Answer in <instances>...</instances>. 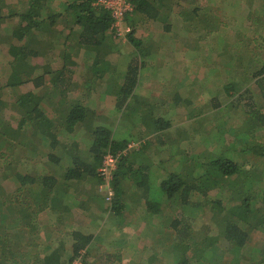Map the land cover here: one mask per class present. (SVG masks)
Here are the masks:
<instances>
[{"label": "trees", "instance_id": "obj_1", "mask_svg": "<svg viewBox=\"0 0 264 264\" xmlns=\"http://www.w3.org/2000/svg\"><path fill=\"white\" fill-rule=\"evenodd\" d=\"M184 1L128 0L132 10L124 14V19L130 29L123 41L131 54L124 58L126 62L118 59L115 64L106 58L105 50L108 35L114 37L117 34L114 18L111 10L98 0H25L22 7H16L20 2L15 6V3L7 2L10 3L8 5L0 0V52L5 51L6 56L0 57L3 65L0 69V175L13 183L12 187L0 184V264H58L52 258H59L57 251L64 245L59 242L51 251V243L40 240L36 233L39 216L46 211H58L62 199L79 191L87 180L105 191L102 200L106 209L112 217L120 218L116 227L126 222L129 224L125 212L128 202L123 191L128 188H136L137 191L143 178L144 181L149 178V175H144L136 181L137 175L141 169L152 166L155 158H158L156 163L161 162L162 165L172 162L173 171L160 184L159 198L143 200L148 213L150 210L160 217L162 203L166 201V206L168 202L178 205V209L183 211L180 212L182 217L190 215L195 219L208 206L211 216L222 221V236L232 253L231 260L225 262L221 249L212 247L208 240L206 249L202 247V252L197 254V243L190 234V229L195 226L176 218L170 222L171 231L167 230L170 239H165L162 246L170 247L173 253L167 264H264V247L248 244L252 231L260 230L264 234V180L255 179L244 168V162L264 164V136L256 134L264 128V113L248 111L238 129L228 127L225 130V121L219 117L213 122L214 130L219 133L212 135L218 146L202 156L185 152L184 148L179 149L166 138L165 142L157 139L158 143L165 145L162 152L156 151L158 147L151 143L156 134L164 133L170 125L161 111L156 113L149 107L150 102L157 97L160 99L162 91L166 90L162 85L167 82L163 79L160 84L161 81L156 79V68L161 65L160 58L163 57L151 55V48L148 50L149 46H144L145 39L156 31L158 26L155 24L166 21L174 6L185 9L181 27L188 32L182 40L183 45L189 50V39L201 35L208 52H216L212 67L225 61L226 66L232 68L235 58L232 50L236 42L251 44L241 27L224 23L216 13L207 12V0ZM198 2L204 7H200ZM258 7L253 22H260L259 28L263 22V28L264 2ZM260 7L263 8L260 10ZM187 11H190L188 17L185 16ZM222 26L233 32L235 37L232 40H228ZM142 28L141 35L137 36ZM167 29L164 24L162 30ZM250 36L254 42L258 39ZM157 45L163 47V44ZM258 46L262 48L260 44ZM193 47L196 49V45ZM79 53L85 54L81 62L89 69L76 73ZM224 54L227 55L225 60ZM155 59L158 61L154 63ZM259 61L255 57L251 59L256 65ZM189 74L186 70V75ZM250 77L255 78V85L264 99V69H255ZM88 83H96L95 88H89ZM229 84L224 86L227 92L231 90ZM85 85L91 98L88 99L89 104L81 100L82 92L74 99L70 96L73 89ZM176 91L173 90L177 94L174 103L167 107L169 115L172 112L170 107L180 99ZM210 100L213 107L221 108L228 115L230 108L234 107L232 103L239 98L236 96L228 105L220 104L215 94ZM91 102L96 108H90ZM97 105H113L110 110L114 112L112 119L93 125L94 117L101 116L98 111L105 109L97 110ZM9 107L15 113L6 119L2 111ZM13 117H16L15 126L10 119ZM124 125L126 127H122ZM139 125L143 126L142 131L137 129L133 134L125 131L127 127L132 130ZM199 128L204 131L208 128L205 121ZM115 132L124 134L123 138L114 136ZM6 140L12 143V147L9 144V152L3 150ZM149 151L155 152L150 154ZM108 152L117 158L108 180L113 184L111 194L101 187L105 181L101 171L102 160ZM161 153L165 155L163 160ZM251 156L252 161L249 160ZM37 157L45 158L41 160L42 171L37 168L32 172L27 169L28 162L34 161L35 166ZM11 158L19 160L18 163L12 162ZM211 188L216 192L209 196L210 202L197 201V196H206ZM191 197H196V200H191ZM181 222L182 227H179ZM213 224L209 220L207 228H212ZM73 233L74 255L67 263L71 264L80 254L81 264H89L85 253L78 251H85L94 236L79 231ZM176 238H179L178 242ZM115 239L111 238L110 245L117 252L106 258L110 262L121 261L120 249H114ZM160 250L153 249L150 261L143 260L140 264H162V258L170 252ZM190 250L192 254L185 257L186 251ZM45 252L47 255L40 254ZM131 254L134 253L130 252L128 257Z\"/></svg>", "mask_w": 264, "mask_h": 264}, {"label": "rangeland", "instance_id": "obj_2", "mask_svg": "<svg viewBox=\"0 0 264 264\" xmlns=\"http://www.w3.org/2000/svg\"><path fill=\"white\" fill-rule=\"evenodd\" d=\"M4 1L5 4L15 3V6L18 5L20 2V5L16 7H22L25 0H1ZM248 1V7H253L256 5L257 1L251 4V0ZM10 2V3H7ZM223 4L228 5L229 7H224L223 4L215 5L216 7H205L204 10L207 8V12L211 11L213 13H216L219 15L221 20H225L226 22L235 23L236 18L241 17V10L246 9V7H235L234 6V0L233 4H228L227 2H222ZM12 8V7H8ZM179 8V7H175ZM179 10V9H178ZM173 15L169 14V18H172ZM167 23L170 22V25H174L173 29L171 30L172 36L170 37L169 41L167 39H162L161 43L163 44V48H159L158 40L160 37H153L150 36L147 38V40H151L153 43L151 46V49L153 53L151 55H162L163 58H160L162 61L161 65L157 67V78L162 82L163 79H166L167 82L162 85L166 87L165 91H162V94L160 96V99L158 97L153 101L150 102L149 107L151 106L154 111L158 110L161 111L163 116L167 119H169L170 125L169 127L162 133V131L159 134H156V137H152L153 140L151 143L153 146L158 147L156 151L162 152L165 148V145H162L163 142L158 143L157 139H163L165 142V138L169 139L170 141L174 142L176 146L184 148L183 150L186 152H194L195 155L202 156L204 153H208L212 148L217 147V142L212 138V135H214L217 131L214 130L213 122L217 120L219 117H222L224 124V129L226 130L228 127H240L242 126V123L245 121V118L248 114V111L250 112H256L259 111L261 114L264 113V99L260 95V91L258 87L255 85V78H251V73L258 68L264 69V27L263 22H261V28L259 31H262V36L259 37L255 42H253V48H257V53H259L260 46L257 45L259 42L262 48L260 49V55L258 58H260L259 63L256 65L255 63L249 62L248 59L245 58H235L233 59V65L231 71V74L229 71H226V68H224V65L219 62L215 64L213 67L212 59L215 57L216 52H208L207 47L205 45V39L201 37V35L193 36L189 39V50L185 48L186 46L183 45V38L187 37V30L183 27H180L177 21L181 22V16L179 13L175 14L174 17L169 19ZM246 23V22H243ZM123 25L126 26L128 29H130V26H128V22H125V19L123 20ZM234 25V24H233ZM225 31V28L222 27ZM118 33L114 36L116 39H113L111 35L109 36L110 39L107 43V47H105V50L107 52V59L110 61V63H118V59L126 62L124 58L130 57V50L129 47L126 45V42L124 40L125 31L120 29V27L117 26ZM143 28L141 31H139V34L137 36L141 35ZM129 31V30H128ZM127 31V32H128ZM122 33V34H121ZM230 31L226 30V37L230 34ZM230 39L233 35H229ZM112 37V38H111ZM122 37V38H117ZM250 41L252 40L251 37L247 38ZM168 42V45L166 46ZM193 45H196V49H194ZM251 45V44H250ZM164 46L166 48H164ZM222 48H226V46H223ZM162 51H168V52H162ZM157 53V54H155ZM165 53V54H164ZM5 55V51L0 52V57ZM243 57H245L244 54H241ZM6 57V56H4ZM85 57V54L79 53L78 57H76L78 66L76 68V73H78L81 70L89 69L85 68L83 65V62H81V59ZM158 60H154V63ZM88 62H91L89 60ZM2 64H0V69L2 68ZM212 69L210 70V68ZM186 70L189 71V75H186ZM194 75V76H193ZM91 76V75H90ZM194 78V79H192ZM160 82V83H161ZM228 82L229 87L231 90L227 92L225 90L224 84ZM179 84H183L180 86ZM96 83H91L88 85L90 88L91 86L93 89L95 88ZM178 85V87H177ZM98 87V86H97ZM246 88V90H245ZM165 89V88H164ZM174 89H177V93L180 96V99L176 100L175 106H171L170 110H172L171 115L167 112V107L169 104L174 103L175 101V95L176 93L173 92ZM161 90V89H160ZM235 90V91H233ZM88 89H83L82 91L80 89H73V91L70 93L71 98L77 97L81 92H83V95L81 94V100L89 104V100H91L89 93L87 92ZM216 98H219L220 104L225 105L232 103L231 101L235 99L237 96L239 98L238 100H235L234 107L232 106V109L230 108V112L228 115L224 114V110L221 108H215L211 104V98L214 97V94ZM85 96V97H84ZM159 96V95H158ZM241 98V99H240ZM89 99V100H88ZM91 106H94L91 102ZM107 109H110V107H107ZM148 109V108H147ZM14 109H4L2 111V114L6 117V119L9 118L10 115L14 114ZM113 111L110 110H103L101 116H98L95 120L93 125L96 122H102V121H109L112 119ZM257 113V112H256ZM191 114V115H190ZM18 118V117H17ZM13 125L16 123V117L10 118ZM219 120V122H220ZM227 120V121H226ZM205 121V125L208 127L205 131L201 130L199 128V125L201 122ZM126 124V123H125ZM127 125V124H126ZM126 125L122 127H126ZM223 127V126H222ZM144 129L143 126L133 128L132 130L128 127V130L130 133H136V130ZM124 131V133H125ZM219 133V132H217ZM119 134V133H118ZM226 134V131L223 135ZM256 134L258 136L263 135L264 136V128L260 131H256ZM121 135V134H119ZM124 134L121 135V137ZM115 136H117V133L115 132ZM189 138H193V140H190ZM228 138V137H227ZM144 141L146 140L145 137L142 138ZM210 139V140H209ZM143 141V142H144ZM12 143H8L7 140L5 143H3V150L6 152L10 151V146ZM12 147V146H11ZM151 150V149H150ZM155 151H149V153L154 154ZM149 154V155H150ZM148 155V156H149ZM161 159L163 160L165 155L161 153L160 155ZM37 164L35 166L41 167V160L45 158L37 157ZM253 156L249 157V160L252 161ZM149 160V158H147ZM258 160L259 158H255ZM12 162H17V159H12ZM158 158H155L154 164L152 166H149L147 169H141L140 173L136 177V181H139L141 176L149 175V178H146V181H144L143 178V189L144 193L141 194V190L137 193L136 188H134L132 191L128 189L126 193L125 201L128 202L127 204V210L126 212V219L129 223V226L127 228L120 227L116 228V231L111 233V235H108V233L105 235V233L102 234V236H107V240H111L116 238L114 240V249H120L121 251V261L120 262H110L107 261V257L110 255H114L115 250L112 249L110 245V251L105 250V247L102 246L100 249H95V245L92 246L90 249L89 257L92 256L96 264H140L143 260H149L151 257V253L153 249L160 250L162 249L165 252H170V247H162L163 242L165 239H170V232L167 231L170 226V222L174 221L176 218H181V220H187L185 222L189 223L191 226H195L191 230V236L193 241L197 243V246L195 247L196 253L200 254L202 252V247L206 249V241L210 240L209 243L212 247H218L221 249V253L223 256V260L225 262H228L231 260L232 253L229 251V243L223 238L222 231L220 229V225H222V221L217 219L216 217H212L211 213L212 211L209 210V207L206 206V210L202 212V214L196 215V218L193 219L190 215L183 216L180 214V212H183L182 210L178 209V205H174L175 203L168 202V205H165L166 201H163L162 203V212L160 213V217L158 214L153 213L149 210V213L147 209L145 208V204L142 203V200L146 201L148 199L155 200L159 198L160 196L157 195L158 191L160 190V184L167 180L168 175L172 169V162L171 163H165L162 165L161 162L156 163ZM244 160V159H242ZM34 161H29L27 169H30L32 172H35L36 168L34 166ZM36 163V162H35ZM141 163V161H140ZM245 166L244 168L247 169L251 173V175L255 179H260L262 182L264 180V164L263 163H256V164H250L248 162H244ZM30 164V165H29ZM145 166V164L143 165ZM42 171V170H40ZM264 183V182H263ZM0 184L5 187H11L8 179H6L5 176L2 174L0 175ZM142 189V188H141ZM216 192V189H210L206 196H197V201L200 203L207 204L209 201V196L214 195ZM93 194L92 188L87 190L85 192V195L92 196L93 201ZM100 194V199L102 200V194ZM232 195V194H231ZM163 197V196H162ZM191 200H196V197H191ZM103 201V200H102ZM98 203H102L100 201H97ZM239 202V201H238ZM92 203H95L93 201ZM103 204V203H102ZM177 204V203H176ZM211 220L214 224V226L210 229L207 228V222ZM125 224V223H124ZM183 222H181L178 226L182 227ZM220 232H219V231ZM186 231V230H185ZM205 237H207L205 239ZM204 238V239H203ZM42 239V238H41ZM216 239V240H215ZM63 245L66 244V240H68L67 236H62L59 239ZM65 241V244L63 242ZM176 242L179 241V238L175 239ZM204 240V243H203ZM215 240V241H211ZM44 243V242H43ZM203 243V244H202ZM248 244L253 247H264V234L260 230H254L249 234V240ZM59 245V243H56V245L53 243L52 246L54 249ZM107 246V244H106ZM108 248V246H107ZM69 251H71V248H68ZM60 250V249H59ZM58 250V251H59ZM139 250V251H138ZM138 251V253H137ZM161 251V250H160ZM208 251V250H207ZM79 253H85L83 249L78 251ZM131 254L130 257L129 253ZM158 253V252H157ZM192 254L191 250L186 251L185 257H189ZM69 255H74V253L70 252L66 255V260ZM80 255V254H78ZM173 253L170 252L169 254L166 253L162 259H164L162 264H167L170 258L172 257ZM86 256V255H85ZM170 257V258H169ZM88 259V256H87ZM113 260H117L115 257ZM189 260V259H188ZM191 261H194V258L190 259ZM62 264H68V263H62ZM206 264V263H205ZM208 264V263H207ZM214 264H218V262H215Z\"/></svg>", "mask_w": 264, "mask_h": 264}, {"label": "crops", "instance_id": "obj_3", "mask_svg": "<svg viewBox=\"0 0 264 264\" xmlns=\"http://www.w3.org/2000/svg\"><path fill=\"white\" fill-rule=\"evenodd\" d=\"M256 5H254L253 7H248V1L247 0H234V6L235 7H246V9H242L241 10V17L240 18H236L235 19V23L230 22V25L235 26V27H241L243 33L245 34V36L247 37H251L250 34L256 38H259L262 36V31H259V27H260V22L258 24L254 23L253 20L255 19V13L257 12V10L259 9V4L264 0H251V4H253L254 2H256ZM184 2H187L184 1ZM222 2H227L228 4H233V0H207V7H216L215 5H219L220 3L223 4ZM200 4V7H204L202 5V3L198 2ZM173 4V3H171ZM224 7H229L226 4H223ZM176 6L173 7V9L169 12V14H172L173 17L175 14L179 13L181 16V19L184 17V13H186V10L183 9L182 7L176 8ZM263 7H260V10ZM179 9V10H178ZM263 12V11H262ZM190 13V11H187V14H185V16L188 17V14ZM172 17V18H173ZM172 18H168L166 19V21H162L159 22L155 25H157V29L155 32H153L151 34V36L153 37H160V39L158 40L159 44L161 43V40L167 39V41H169L170 37L172 36V32L171 30L173 29L174 25H170V22L167 23L168 21H170L169 19L172 20ZM222 21H224V23H228L225 20L222 19ZM246 22V23H243ZM176 23L179 24V26L181 27V22L177 21ZM164 24H166L168 26V29L163 31L162 28H164ZM234 24V25H233ZM142 26H144L142 24ZM224 27V26H222ZM225 28V27H224ZM229 31V30H227ZM231 33L229 35H233V32L230 31ZM225 33H226V29H225ZM111 35V34H110ZM110 35H108V39L107 42L110 39ZM227 35V34H226ZM228 35V40L230 39V36ZM150 36V35H149ZM235 36L233 35L231 37V40L234 38ZM112 38V37H111ZM145 43L144 46H149L148 50L151 48V46L155 43H153L151 40H147L145 39ZM233 41H238V40H233ZM256 41V40H255ZM253 40H251V45L250 44H245L244 41H238L236 42V47L234 48L235 51V58H245L248 59V61L250 62L252 57L258 58V56L260 55V49H259V53H257V48H253ZM260 43L258 42L257 45H259ZM168 45V42L166 44V46ZM163 48V47H162ZM161 48V49H162ZM164 48H166L164 46ZM151 51V50H149ZM162 52H168V51H162ZM153 53V52H152ZM157 54V53H155ZM165 54V53H164ZM241 54H244L245 57H243ZM159 57L162 56L161 53L158 54ZM224 60L227 57L226 54L222 55ZM261 56V55H260ZM234 58V59H235ZM260 60V58H258ZM224 68H226V71L231 74V69L229 70V67H227L225 61H224ZM163 81V80H162ZM162 83V82H161ZM160 83V84H161ZM228 82H226L224 84L227 85ZM87 85H90L89 83ZM86 85L83 88H80V90L82 91L83 89H86ZM91 88H93L91 86ZM161 88V87H160ZM89 93V90L87 91ZM83 93V92H82ZM97 110L100 108H105L102 110H99L98 112L100 114H102L103 110H112L113 109V105L109 106L110 109H107V107H100V105H97ZM91 109L96 108V105L91 106ZM98 116L94 117V120L97 118ZM94 123V121L92 122V124ZM15 126V125H14ZM128 128V127H127ZM121 134V133H119ZM117 133L116 137L119 138H123V136L121 137V135H119ZM115 136V133H114ZM132 153V152H131ZM133 161V160H132ZM140 164V162H139ZM138 162L135 163V166H139ZM145 164V163H144ZM37 168L40 171V168L38 166H36V170ZM10 185L12 187L13 183L10 182ZM82 188L78 191L73 192L71 195H69L66 199H62V201L59 203V209L58 211L55 212H50V211H46L40 214L39 216V227L36 229V233L37 236L40 238V240L44 243H48L50 242L51 245L54 243L56 245V243H59L60 240H55V239H59L62 236H67L68 240H66V244L65 241L64 242V247H62L59 251H57V254H60L58 259L52 258L53 262H57L58 264H62V263H67V260L70 258L71 255H69L67 257L66 260V255L68 253H72L73 252V232L74 231H79L85 235L91 234L94 236V239L90 242L89 245L86 246V250H85V255H86V260L89 262V264H96L95 261L93 259L92 256L89 257V253H90V249L92 248V246L95 245V249H100L102 246L105 247V250H110V241L107 240V236L111 235V233H113L114 231H116V228H120V227H124L127 228L129 226V224H119L118 227H116L118 225V223H120V218H114L111 216V214L109 213V211L106 209V204L100 199V192L101 193H105L104 190H99L98 185L95 186L93 185V183L90 180H87L84 184H82ZM111 187V193H113V184H110ZM92 188V191L94 192L93 194V201H95V203L90 202L92 200V196L89 195H85V192L89 189ZM106 188V187H105ZM142 188V189H141ZM117 189H119V185L117 184ZM130 189V188H128ZM127 190L123 191V196L124 199L126 198V193ZM132 189H130V191H132ZM139 190H141V192H139ZM71 191H74L73 189ZM108 192V191H106ZM144 193V189H143V185L140 184L137 188V193ZM102 194V195H103ZM63 201H65V203L63 204ZM97 201H100L102 203H98ZM143 203V200H142ZM118 219V220H117ZM105 233V235L108 233V235L102 236V234ZM48 236L50 241H48ZM42 238V239H41ZM112 238V237H111ZM38 242H40V240H38V238L36 239ZM108 248H107V246ZM68 248H71V251H69ZM51 251L54 250L53 246H51V248H49ZM50 250H48V252H50ZM37 250H35L34 252H36ZM113 251V250H110ZM42 256L47 255V252H45L44 254L40 253ZM54 254V253H53ZM88 256V259H87ZM37 264V263H36Z\"/></svg>", "mask_w": 264, "mask_h": 264}, {"label": "built area", "instance_id": "obj_4", "mask_svg": "<svg viewBox=\"0 0 264 264\" xmlns=\"http://www.w3.org/2000/svg\"><path fill=\"white\" fill-rule=\"evenodd\" d=\"M98 2L111 10L116 30L117 26L120 27L122 33L123 31L127 32L129 30L126 26L123 25V20L125 17L124 14L132 10V5L128 2V0H98ZM116 160V156H114L110 152L106 153L102 160L101 171L105 177V181L103 184H101V187H106L108 194H111V187L108 180L111 177L112 170L116 166ZM81 262V256L78 255L71 261V264H81Z\"/></svg>", "mask_w": 264, "mask_h": 264}]
</instances>
